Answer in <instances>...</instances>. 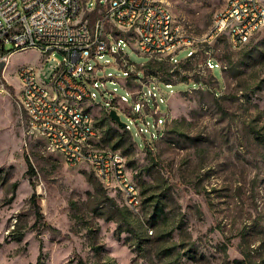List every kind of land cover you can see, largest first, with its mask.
Returning <instances> with one entry per match:
<instances>
[{
    "label": "rangeland",
    "instance_id": "rangeland-1",
    "mask_svg": "<svg viewBox=\"0 0 264 264\" xmlns=\"http://www.w3.org/2000/svg\"><path fill=\"white\" fill-rule=\"evenodd\" d=\"M164 2L196 34L209 29L225 4ZM11 49L7 43L5 50ZM123 49L137 64L149 60L127 44ZM186 54L181 50L177 58ZM213 54L221 64L212 68L218 94L211 87L189 89L196 81H181L184 75L209 79V72H199L202 57L180 64L175 76H170L168 63L154 61V71L163 75L158 85L164 102L156 93L159 112H167L155 139H150L151 132L157 133L152 99L146 125L121 109L132 100L120 82L100 84L104 95L95 89V106L89 107L102 144L112 147L118 141L125 154L140 200L134 211L120 191L97 179L89 164L65 163L41 135L27 132L17 106L16 71L23 64L34 65L47 80L61 54L13 52L0 67L5 88L0 90V264H37L38 256L41 264H174L175 256L180 264H264V29L236 48L223 35ZM109 72L124 78L111 63L98 75ZM143 74L140 67L138 75ZM147 88H142L145 94ZM116 94L127 97L117 113L131 133L107 116V102ZM24 154L34 167L31 177ZM32 197L43 213L37 225ZM110 199L122 209L118 217L126 230L121 233L117 222L101 212Z\"/></svg>",
    "mask_w": 264,
    "mask_h": 264
},
{
    "label": "built area",
    "instance_id": "built-area-1",
    "mask_svg": "<svg viewBox=\"0 0 264 264\" xmlns=\"http://www.w3.org/2000/svg\"><path fill=\"white\" fill-rule=\"evenodd\" d=\"M88 2L0 0V63L4 65L13 52L25 49H35L46 57L53 52L61 54V61L47 80L41 77V68L34 65L23 64L17 69L20 83L17 106L23 124L29 134L44 136L48 147L58 151L65 163L94 166V175L107 189L125 191L124 203L130 207L134 205L133 188L121 173L118 148L97 143L101 132L94 114L84 113L85 105H94L95 89L104 95L100 84L104 86L106 80L120 82L132 100L131 105L121 109L132 117H141L146 125L145 110H150L149 99H152L150 112L155 115L157 133L151 132L150 139L157 138L167 112L163 116L159 112L156 93L164 102L158 85L163 75L154 71V61L168 63L170 76H175L174 69H179L180 64L202 57L199 72H209V81L191 75L182 76L185 79L181 81H196V87L189 89L211 87L218 94V80L212 74L214 66H221L213 54L217 36H223L227 21H234V44L249 42L254 33L264 29V1L224 0V7L215 12L209 29L200 34L171 16L164 0H98L90 6ZM76 10H83V17H76ZM7 43L12 44L10 51L5 50ZM125 44L147 57L148 62L132 61L123 49ZM184 49L186 56L177 58ZM107 56L114 61L110 62ZM110 63L122 70L124 78L110 72L98 75ZM140 67L144 69L143 77L138 75ZM145 85L147 94L142 90ZM0 90L5 91L3 83ZM60 93L72 96L73 110L62 106ZM120 103H127L126 95L116 94L115 99L107 102L108 108L104 107L115 124L110 111L118 112ZM119 126L131 133L129 124Z\"/></svg>",
    "mask_w": 264,
    "mask_h": 264
},
{
    "label": "bare ground",
    "instance_id": "bare-ground-1",
    "mask_svg": "<svg viewBox=\"0 0 264 264\" xmlns=\"http://www.w3.org/2000/svg\"><path fill=\"white\" fill-rule=\"evenodd\" d=\"M172 16V15H171ZM76 17H83V10H76ZM234 21H227V23H225V30L223 32V35L227 36L229 43L232 47L236 48L242 45V43H235L234 41L236 39V32H234ZM221 36H217V40L218 38H220ZM60 102L62 104V106H66V110H73L74 108V100L72 98L71 95H69L68 93H60ZM84 113H92L90 110L89 105H85L84 106ZM44 138V136H42ZM100 137L101 135H97V143H101L100 141ZM118 155H120V163H121V173H124V178H126V182L130 183L131 188H133V198H134V205H130V208L133 209L134 211H137V209L139 208L140 205V200H139V195H138V188L135 185V183L132 180V177L128 171V167H127V163H126V157L124 154L121 153L120 150H118ZM90 168L94 174V166L90 165ZM97 177V175H95ZM100 180V179H99ZM101 183L103 184V181L100 180ZM118 190V188H113ZM125 199V191H120Z\"/></svg>",
    "mask_w": 264,
    "mask_h": 264
},
{
    "label": "trees",
    "instance_id": "trees-1",
    "mask_svg": "<svg viewBox=\"0 0 264 264\" xmlns=\"http://www.w3.org/2000/svg\"><path fill=\"white\" fill-rule=\"evenodd\" d=\"M0 55H1V51H0ZM185 79V77H182L181 80ZM101 138L100 137V141H101ZM102 143V142H101ZM113 148H118L119 147V142H115L113 145H112ZM119 150V149H118ZM151 153V151H150ZM123 154V153H122ZM125 155V154H124ZM24 159H25V162H26V165H27V174L29 177H31L33 174H34V167L28 157L27 154H24ZM127 163V162H126ZM128 166V165H127ZM93 180V179H91ZM96 180V179H95ZM100 181V180H99ZM101 182V181H100ZM32 200H34V198L32 197ZM110 205H108V207L105 209V210H102L101 212L102 213H105L106 215V218L108 219H114L117 224H118V227H117V233H121L123 231H125L126 229L122 226V223H121V219L118 217V214L121 213L122 209L120 207H118L113 201L112 199H110ZM34 204H35V215H36V225L39 221H42L43 220V213L41 212V205H40V202L39 201H35L34 200ZM178 258L175 256L173 257V259L171 260V263H174V264H180L177 260ZM37 264H41V259H40V256H38L37 258Z\"/></svg>",
    "mask_w": 264,
    "mask_h": 264
},
{
    "label": "water",
    "instance_id": "water-1",
    "mask_svg": "<svg viewBox=\"0 0 264 264\" xmlns=\"http://www.w3.org/2000/svg\"><path fill=\"white\" fill-rule=\"evenodd\" d=\"M2 65H3V62L0 63V67ZM110 116H111L112 119L116 120L118 125H123V122L120 121V117H119V115L117 114V112L114 109H112L110 111Z\"/></svg>",
    "mask_w": 264,
    "mask_h": 264
}]
</instances>
